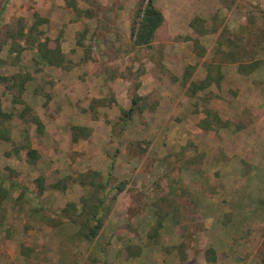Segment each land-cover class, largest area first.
<instances>
[{
	"label": "rangeland",
	"instance_id": "1",
	"mask_svg": "<svg viewBox=\"0 0 264 264\" xmlns=\"http://www.w3.org/2000/svg\"><path fill=\"white\" fill-rule=\"evenodd\" d=\"M74 1L77 14L65 0H0V102L12 116L0 143V264H264V0H153L164 22L144 47L130 34L142 0ZM39 20L64 67L15 37ZM227 53L245 57L246 72ZM209 66L214 81L191 94ZM18 75L30 76L21 103L7 88ZM134 97L140 111L125 121ZM87 172L105 185L92 240L61 215L82 214L93 188L36 186Z\"/></svg>",
	"mask_w": 264,
	"mask_h": 264
},
{
	"label": "trees",
	"instance_id": "2",
	"mask_svg": "<svg viewBox=\"0 0 264 264\" xmlns=\"http://www.w3.org/2000/svg\"><path fill=\"white\" fill-rule=\"evenodd\" d=\"M66 6L71 8L74 13H78V9L75 5L74 0H65ZM5 6L0 9V22L2 21V15L4 12ZM80 12V11H79ZM41 20L37 21V24L30 27L27 33L24 32V29H20L15 32V37L23 38L26 37V41L29 44L37 43L38 54L40 59L44 62V64L50 67H64L65 59L60 49L59 38L50 42L48 38H44L43 42H40V36L42 32L38 31L37 25L41 24ZM164 22L163 14L159 9L154 6L153 0H142L138 9L135 12L134 19L131 24L130 34L133 40V46L135 47H144L149 46L155 37L157 30L162 26ZM201 20L199 18L193 19L189 23V27L193 29V31L197 35H204L206 33L205 30L201 29ZM14 38V37H13ZM187 40H191L192 44L195 48L199 47V42L197 39L187 38ZM77 46H80V39L77 40ZM228 62L230 63H239L238 70L246 72L247 66L242 62L245 57H237L231 53H227ZM257 63H254L252 68L256 66ZM192 70V68H191ZM187 75V74H186ZM12 83L7 85V88L11 91H14V101L17 103H21V94L25 90V85L30 81L29 75H18L11 77ZM0 80L3 82L9 81V79L5 77H0ZM186 80V77L184 81ZM214 81L212 76V68L207 67V74L205 79L201 82L200 85L191 84L189 87L190 93L195 94L197 90L205 89L210 83ZM138 105V97H134L132 99L131 107L122 111L123 117L126 120H129L133 114L140 111L139 108H136ZM12 118L11 114L6 113L2 109V105L0 102V143L9 141L10 133L7 128V123ZM211 118V119H209ZM206 118L201 121V127L205 129H209L216 124L217 117L212 116ZM209 119V120H208ZM31 121L36 125L37 131L42 133L43 124L38 119L37 116H32ZM218 124H221L219 121ZM226 124V123H222ZM83 130V128L75 127L73 128V140L76 141L79 133ZM38 160V153L35 149H32L30 146L26 148V161L29 164H35ZM100 175L97 172H87L84 174H80L77 177H63L58 179L56 182L45 186L43 184L44 178L38 177L36 179V186L39 192L44 190H55V191H64L67 188V185L70 183H78L84 186H88L93 188V193L89 199L82 200L84 203L82 205V214H78L77 217L75 215L70 214V211L67 210V206L62 210V217L68 221L71 225L76 227L78 231L76 235L79 238L85 240H92L96 238L103 227L104 224V216L102 213V207L104 202V197H102L100 190H104L105 185L99 181ZM107 184V183H105ZM118 191H121L123 188V184L116 185ZM68 207L73 209V205L70 204ZM69 210H71L69 208ZM57 224H60L57 223ZM207 261L215 262V251L213 249L207 250Z\"/></svg>",
	"mask_w": 264,
	"mask_h": 264
}]
</instances>
